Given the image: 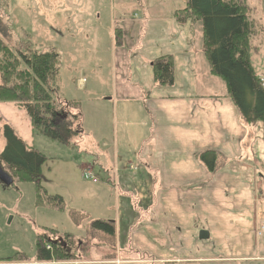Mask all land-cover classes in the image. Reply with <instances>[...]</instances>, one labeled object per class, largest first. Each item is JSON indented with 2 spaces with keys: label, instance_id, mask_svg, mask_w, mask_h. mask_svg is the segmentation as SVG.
Returning <instances> with one entry per match:
<instances>
[{
  "label": "rangeland",
  "instance_id": "rangeland-1",
  "mask_svg": "<svg viewBox=\"0 0 264 264\" xmlns=\"http://www.w3.org/2000/svg\"><path fill=\"white\" fill-rule=\"evenodd\" d=\"M125 4V0H0V39L13 51L22 50L24 44L41 53L54 51L58 55V98L69 103V114L78 115L72 124L75 136L68 144H60L40 135L23 110L0 102V153L6 146V125L27 148L45 158L39 187L17 179L7 189L0 186L1 264L16 254L25 257V264L37 262L36 241L42 234L47 237L41 243L48 239L64 243L72 256L74 251L69 248L78 249L83 242L88 255L81 264H213L219 252L225 255L218 264H244L234 249L218 246L220 240L234 237L224 235L225 224L245 223L248 218L246 222L256 224L257 237L264 238V147L261 156L254 150L241 151L245 147L238 150L240 143H235L237 150L231 147L224 151L226 156L219 154L210 173L199 162L198 152L184 162L185 168L176 157L170 162L160 157L140 160L141 152L136 156L122 145L118 154L109 152L115 149L102 148L95 139L90 129L95 115L100 119V133L112 123V106L105 100L124 89L132 101L124 88L129 72L122 58L130 50L120 49L134 45L139 31L136 25L121 29ZM244 4L255 25L250 63L264 85V0H244ZM200 39L196 31V42ZM215 81L225 87L213 76L203 81L204 88L218 95ZM95 106L96 114L92 113ZM112 127L107 143L113 139ZM181 156L186 159V154ZM170 167H181L184 178L164 179ZM55 196L61 198L60 205L52 201ZM150 207L158 211L154 214ZM103 220L113 224L112 236L91 230V223ZM201 230L209 232V240L198 239ZM134 233L144 243L140 244L144 255ZM218 238L222 239L216 242ZM205 251L210 252V262L199 257ZM49 264H78V258Z\"/></svg>",
  "mask_w": 264,
  "mask_h": 264
},
{
  "label": "crops",
  "instance_id": "crops-1",
  "mask_svg": "<svg viewBox=\"0 0 264 264\" xmlns=\"http://www.w3.org/2000/svg\"><path fill=\"white\" fill-rule=\"evenodd\" d=\"M186 1L132 0L131 2V0H125L128 8L122 14L119 22L121 26H119L127 30L128 27L136 25L138 27L136 30L139 31V35L134 39L136 42L134 45L132 44L126 50L120 49L121 52L130 50L122 58L125 60L124 70L129 72V76H125L124 88L132 101L128 100L124 89L121 94L112 93L111 98L105 100L112 106L110 126H113L112 130L115 132L112 133L111 143L106 142V138H109L110 126L103 131L100 129L102 132L100 133L98 130L100 119L97 115L90 126L102 148L115 149L109 152L118 154V146L122 145L126 150L134 151L136 156L137 152H141L140 160L152 157L156 161L155 159L160 157V160L165 158L164 161L170 162L169 159L176 157L180 159L178 161L180 166V163L188 162L192 154L196 152L209 150L226 156L224 151L227 149L234 147V150H237L233 146L235 143H240L237 145L238 150L245 147L241 151L248 152V149L258 153L263 151L264 140L260 129L257 125L251 128L244 125L234 105L228 102L225 87L215 81L218 82V95L214 94L215 91L209 87L204 88L203 81H207L211 76L208 74V66L205 60L203 61L201 52L200 24L190 20L179 23L175 19L176 12L185 9ZM137 15L138 18H136ZM136 30L131 32L130 36L135 35ZM196 31L201 37L199 43L196 42ZM112 37L114 40V34ZM129 42L131 43L132 40ZM167 55H172L174 60V85L171 88L156 87L150 63ZM87 110L90 112L89 109ZM92 113H98L96 106ZM79 121L82 122V129L83 115H80ZM105 133L108 134L105 136ZM168 154L173 155L168 156ZM181 154H186V159ZM260 155L263 156L262 153ZM175 164L178 166L177 163ZM184 166L186 168L185 163ZM179 168L181 167L168 168L170 173L164 179H180L179 176L181 179L184 178ZM157 211L150 207V212L155 214ZM246 221L249 219L246 218L245 223L225 224L227 230L224 231V235L233 234L234 237H227L226 242L218 238L216 242L220 240L218 246L221 245L222 249H234L241 263L264 264V238H258L256 232L254 233L253 229L256 226L254 221L251 223ZM134 236V241L139 243L144 255V248L140 245L144 244L142 239H139L136 233ZM78 239L83 240L82 237ZM78 246L80 248L71 250L74 251L71 253L78 258V264H81L80 261L87 257L88 252L83 242ZM214 248H216L215 245ZM205 252V255H199V257L203 261L210 262L211 258H208L211 257L210 252ZM223 255L225 254L219 252L214 256L213 264L220 263L219 260L224 257ZM3 259L0 258V260Z\"/></svg>",
  "mask_w": 264,
  "mask_h": 264
},
{
  "label": "trees",
  "instance_id": "trees-1",
  "mask_svg": "<svg viewBox=\"0 0 264 264\" xmlns=\"http://www.w3.org/2000/svg\"><path fill=\"white\" fill-rule=\"evenodd\" d=\"M175 19L179 23L190 20L200 24L201 52L208 66V74L223 82L226 97L247 128L260 125L264 140V85L250 63V36L255 25L247 17L244 0H187L185 9L177 11ZM115 33L116 30L113 33L116 42L118 37ZM150 68L156 87L171 88L174 85L172 55L153 60ZM57 76L58 55L54 51L41 53L32 50L29 44H24L20 51H13L0 39V102L23 110L40 135L60 144H68L76 134L72 124L78 117L69 114V103L58 98ZM62 115H66V119L58 121ZM3 134L6 146L0 153L1 169L13 182L16 179L33 182L39 187V175L45 158L27 148L10 127L5 125ZM218 156V153L206 150L197 157L203 167L212 173ZM55 197L52 201L60 205L61 198ZM50 199L46 201L48 205L51 204ZM38 200L41 201V197ZM90 227L109 236L114 233L113 224L108 221H96ZM46 237L44 234L37 238V263L72 262L76 259L58 243H52L49 239L41 243ZM24 258L16 254L4 263L22 264L25 263Z\"/></svg>",
  "mask_w": 264,
  "mask_h": 264
},
{
  "label": "water",
  "instance_id": "water-1",
  "mask_svg": "<svg viewBox=\"0 0 264 264\" xmlns=\"http://www.w3.org/2000/svg\"><path fill=\"white\" fill-rule=\"evenodd\" d=\"M12 182H13L12 178H10L0 167V186L3 189H6L11 186ZM209 237L210 235L208 231L201 230L198 233V239L200 241L209 240Z\"/></svg>",
  "mask_w": 264,
  "mask_h": 264
},
{
  "label": "flooded vegetation",
  "instance_id": "flooded-vegetation-1",
  "mask_svg": "<svg viewBox=\"0 0 264 264\" xmlns=\"http://www.w3.org/2000/svg\"><path fill=\"white\" fill-rule=\"evenodd\" d=\"M59 245L62 246L63 248H65V247H64V245H65L64 243H58V246H59ZM69 249H70V250H74L75 248H74V249L69 248Z\"/></svg>",
  "mask_w": 264,
  "mask_h": 264
},
{
  "label": "built area",
  "instance_id": "built-area-1",
  "mask_svg": "<svg viewBox=\"0 0 264 264\" xmlns=\"http://www.w3.org/2000/svg\"><path fill=\"white\" fill-rule=\"evenodd\" d=\"M262 232L264 233V229H262ZM9 264H15V263H9Z\"/></svg>",
  "mask_w": 264,
  "mask_h": 264
},
{
  "label": "bare ground",
  "instance_id": "bare-ground-1",
  "mask_svg": "<svg viewBox=\"0 0 264 264\" xmlns=\"http://www.w3.org/2000/svg\"><path fill=\"white\" fill-rule=\"evenodd\" d=\"M80 103V102H79ZM71 105V104H70ZM80 106V105H79ZM12 108V107H11ZM80 108V107H79ZM78 116V115H77ZM59 145V144H58ZM85 153V152H84ZM196 263V262H195Z\"/></svg>",
  "mask_w": 264,
  "mask_h": 264
}]
</instances>
